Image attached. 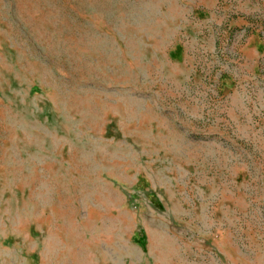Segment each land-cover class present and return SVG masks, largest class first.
<instances>
[{"label":"rangeland","instance_id":"obj_1","mask_svg":"<svg viewBox=\"0 0 264 264\" xmlns=\"http://www.w3.org/2000/svg\"><path fill=\"white\" fill-rule=\"evenodd\" d=\"M251 33L264 0H0V264H264Z\"/></svg>","mask_w":264,"mask_h":264},{"label":"crops","instance_id":"obj_2","mask_svg":"<svg viewBox=\"0 0 264 264\" xmlns=\"http://www.w3.org/2000/svg\"><path fill=\"white\" fill-rule=\"evenodd\" d=\"M241 49L247 58L254 59L264 53V39L258 33H251ZM223 83L224 87L230 84L228 78Z\"/></svg>","mask_w":264,"mask_h":264}]
</instances>
